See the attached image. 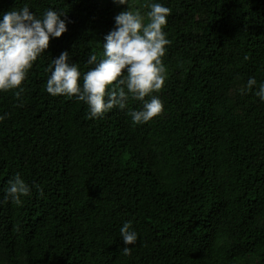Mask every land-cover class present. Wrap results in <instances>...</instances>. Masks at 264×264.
<instances>
[{"label":"trees","instance_id":"1","mask_svg":"<svg viewBox=\"0 0 264 264\" xmlns=\"http://www.w3.org/2000/svg\"><path fill=\"white\" fill-rule=\"evenodd\" d=\"M151 2L132 0L142 14ZM158 2L170 8L163 110L133 125L127 109L89 118L75 96L46 91L50 57L67 50L87 71L127 5L0 0V13L28 4L70 21L21 96L0 92V264H264V102L241 92L264 82V0ZM17 172L34 186L22 206L4 200Z\"/></svg>","mask_w":264,"mask_h":264},{"label":"clouds","instance_id":"2","mask_svg":"<svg viewBox=\"0 0 264 264\" xmlns=\"http://www.w3.org/2000/svg\"><path fill=\"white\" fill-rule=\"evenodd\" d=\"M113 2L128 7L114 17L115 27L100 45V58L90 52L85 61L90 67L81 71L67 50L50 57L46 91L52 96H75L87 105L89 118H102L118 108L127 109L133 125L143 124L163 110V101L157 93L166 79L162 60L170 44L165 31L170 8L156 0L142 14L134 9L132 0ZM62 15L63 12L49 7L38 16L28 4L0 13V92L15 90L17 98L21 96L27 74L49 48L50 38L60 37L68 30L70 21L61 18ZM244 91L253 92L264 102V82L257 86L255 77L247 79L245 88L241 89ZM130 99L139 101L142 107L129 108ZM6 115H0V121ZM32 187L17 172L3 188L4 200L22 206L23 198L31 194ZM37 191L43 195V189ZM120 237L125 245L123 253L130 255L129 245L138 239L130 221L120 227Z\"/></svg>","mask_w":264,"mask_h":264}]
</instances>
